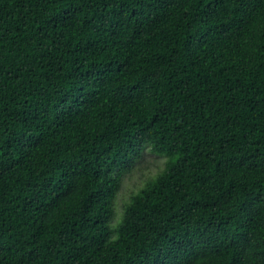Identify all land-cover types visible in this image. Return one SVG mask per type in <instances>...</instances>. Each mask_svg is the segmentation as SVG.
<instances>
[{"label": "trees", "instance_id": "trees-1", "mask_svg": "<svg viewBox=\"0 0 264 264\" xmlns=\"http://www.w3.org/2000/svg\"><path fill=\"white\" fill-rule=\"evenodd\" d=\"M0 264H264V0H0Z\"/></svg>", "mask_w": 264, "mask_h": 264}, {"label": "rangeland", "instance_id": "rangeland-1", "mask_svg": "<svg viewBox=\"0 0 264 264\" xmlns=\"http://www.w3.org/2000/svg\"><path fill=\"white\" fill-rule=\"evenodd\" d=\"M166 161V156L155 154L147 148L123 171L120 188L113 203L114 218L111 222L112 226L120 221L124 207L130 197L137 193L149 179L160 172L165 167Z\"/></svg>", "mask_w": 264, "mask_h": 264}]
</instances>
